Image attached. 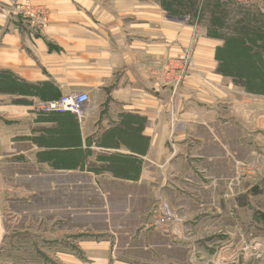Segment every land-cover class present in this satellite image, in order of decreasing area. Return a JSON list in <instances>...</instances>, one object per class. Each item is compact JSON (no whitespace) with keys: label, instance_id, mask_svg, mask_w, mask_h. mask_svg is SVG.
I'll use <instances>...</instances> for the list:
<instances>
[{"label":"crops","instance_id":"crops-1","mask_svg":"<svg viewBox=\"0 0 264 264\" xmlns=\"http://www.w3.org/2000/svg\"><path fill=\"white\" fill-rule=\"evenodd\" d=\"M252 3L263 20L230 30L159 0H0L2 264L262 263L264 4ZM185 51L174 89L163 69ZM71 92L90 95L82 120L36 109ZM162 201L180 219L170 234L153 216Z\"/></svg>","mask_w":264,"mask_h":264},{"label":"rangeland","instance_id":"rangeland-1","mask_svg":"<svg viewBox=\"0 0 264 264\" xmlns=\"http://www.w3.org/2000/svg\"><path fill=\"white\" fill-rule=\"evenodd\" d=\"M252 1L264 4V0H249V2H241L244 5H242L240 2L239 4L238 0H159V2H163L165 10L173 15L190 18L192 20L204 23V25H209L212 27L214 25L224 24L223 26H227L230 30H235V28L237 30L236 25L241 24L248 19L255 21L260 16V19L263 20V16L260 15L261 13L257 12L256 8L249 7L255 6V4H253L254 2L252 5L249 4ZM257 5L259 4L257 3ZM242 27H244V25ZM37 208H39V206ZM9 211H11V213L5 217V220L6 223L12 224L14 219L12 212H14V208L9 206ZM21 218L24 224H28L30 222L28 215L21 216ZM39 222V219H35L32 224H43L42 220L41 223ZM262 231H264V225L262 226ZM262 238L264 239V232L262 233ZM35 242L36 240L33 239L32 246L37 249L39 244L36 246ZM27 243H29V241H27ZM11 245L12 243L10 241L6 246V252L9 253L8 255H5L6 258L11 256ZM41 248L44 250V247ZM38 260V264H44L41 257ZM0 261H2V258ZM0 264H2V262H0ZM261 264H264V260Z\"/></svg>","mask_w":264,"mask_h":264},{"label":"built area","instance_id":"built-area-1","mask_svg":"<svg viewBox=\"0 0 264 264\" xmlns=\"http://www.w3.org/2000/svg\"><path fill=\"white\" fill-rule=\"evenodd\" d=\"M249 2V0H238ZM29 14L41 13L38 8L26 9ZM191 54L183 52L179 57L170 60L163 69L164 78L170 82L174 89H177L184 81L190 66ZM90 95L88 92H71L57 99L38 101L36 109L42 113L51 112H72L78 119L82 120L88 110ZM157 225L164 233H172V228L180 222V219L165 202L157 204L154 215Z\"/></svg>","mask_w":264,"mask_h":264}]
</instances>
